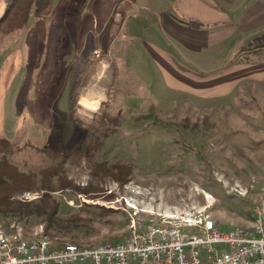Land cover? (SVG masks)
I'll use <instances>...</instances> for the list:
<instances>
[{
	"label": "rangeland",
	"instance_id": "rangeland-1",
	"mask_svg": "<svg viewBox=\"0 0 264 264\" xmlns=\"http://www.w3.org/2000/svg\"><path fill=\"white\" fill-rule=\"evenodd\" d=\"M53 3L46 15L0 24V137L9 140L0 159L52 186L11 197L49 192L59 223L0 212V232L56 246L106 242L133 222L191 210L220 228L247 227L253 207L264 208V81L230 83L228 74L230 57L257 44L240 58L264 64V37L232 55L217 46L196 66L172 42L143 43L159 27L134 0ZM159 55L168 67L156 66Z\"/></svg>",
	"mask_w": 264,
	"mask_h": 264
},
{
	"label": "built area",
	"instance_id": "built-area-1",
	"mask_svg": "<svg viewBox=\"0 0 264 264\" xmlns=\"http://www.w3.org/2000/svg\"><path fill=\"white\" fill-rule=\"evenodd\" d=\"M252 214L247 229L220 228L191 210L175 223L133 222L120 239L88 244L52 246L45 235L24 242L0 233V264H264V208L255 205Z\"/></svg>",
	"mask_w": 264,
	"mask_h": 264
},
{
	"label": "crops",
	"instance_id": "crops-1",
	"mask_svg": "<svg viewBox=\"0 0 264 264\" xmlns=\"http://www.w3.org/2000/svg\"><path fill=\"white\" fill-rule=\"evenodd\" d=\"M134 1L136 2L134 7L145 10V16L147 12L151 14L159 27L157 31L159 35L153 34V39H145L142 36L143 43L172 42L179 53L190 52L196 66L199 58L218 54L217 46L223 45L222 48L232 55L247 41L259 36L264 37V0ZM139 16L136 15L135 18ZM145 44L143 48L147 47ZM259 48L257 44L253 48L243 49L237 53L235 59L230 57V61L233 62L228 74L230 83L241 84L247 78L254 82L264 81L262 60L256 63L251 59L252 57L240 58V55L259 51ZM159 58L160 61L156 63V66H169L164 55H159Z\"/></svg>",
	"mask_w": 264,
	"mask_h": 264
},
{
	"label": "trees",
	"instance_id": "trees-1",
	"mask_svg": "<svg viewBox=\"0 0 264 264\" xmlns=\"http://www.w3.org/2000/svg\"><path fill=\"white\" fill-rule=\"evenodd\" d=\"M2 1V0H0ZM4 10L0 16V24L4 20L11 21L12 24L19 25L25 23L28 14L32 10L31 15L40 16L52 9L54 0H3ZM47 10V11H45ZM46 13H45V12ZM74 73V71H73ZM76 75V74H74ZM78 81L73 78L68 86V103L69 110L72 111L75 104V88ZM9 145L7 137H0V150L6 149ZM117 167V166H116ZM115 167V168H116ZM43 175V174H42ZM65 185L64 180L60 186ZM51 188L48 182L41 180L38 182L32 173H26L19 170L16 165L11 163L5 154L0 159V212L10 215H16L22 218L28 215L46 216L47 228L59 223L57 216L59 208V200L49 192H45L37 201H20L14 197V193L33 188ZM13 196V197H11ZM21 200H30L20 198Z\"/></svg>",
	"mask_w": 264,
	"mask_h": 264
},
{
	"label": "bare ground",
	"instance_id": "bare-ground-1",
	"mask_svg": "<svg viewBox=\"0 0 264 264\" xmlns=\"http://www.w3.org/2000/svg\"><path fill=\"white\" fill-rule=\"evenodd\" d=\"M81 104H83L85 107H88V106H90V105H92L93 107L95 106V107H98L97 105H98V102L96 101V102H94V101H92V100H90V99H88L87 97H85V96H82V98H81ZM92 108V107H91ZM184 217H187V215L186 214H182V215H180V216H178V217H175L174 219H165V220H163L162 222L163 223H175L176 222V220L177 219H179V218H184ZM194 217H204L205 218V222L206 223H214V224H216V225H218L214 220H213V218H211L210 216H203V215H194ZM240 228V227H239ZM241 229H247V227H244V228H241ZM0 233H2V232H0ZM15 237L16 238H18L19 240H21V241H24V242H31V241H33V240H35V239H26V238H24L23 236H21L20 234H16L15 233ZM45 240L48 242V244H51L52 246H56V245H54L53 244V242L48 238V237H45ZM106 242H108V241H106Z\"/></svg>",
	"mask_w": 264,
	"mask_h": 264
}]
</instances>
